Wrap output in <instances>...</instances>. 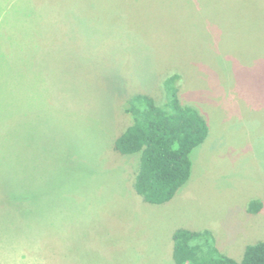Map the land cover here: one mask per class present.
<instances>
[{
  "label": "rangeland",
  "instance_id": "374dc122",
  "mask_svg": "<svg viewBox=\"0 0 264 264\" xmlns=\"http://www.w3.org/2000/svg\"><path fill=\"white\" fill-rule=\"evenodd\" d=\"M174 73L208 136L150 204L113 146ZM177 228L264 241V0H0V264H174Z\"/></svg>",
  "mask_w": 264,
  "mask_h": 264
},
{
  "label": "trees",
  "instance_id": "16d2710c",
  "mask_svg": "<svg viewBox=\"0 0 264 264\" xmlns=\"http://www.w3.org/2000/svg\"><path fill=\"white\" fill-rule=\"evenodd\" d=\"M177 73L163 81L164 95L156 100L135 93L124 104L131 123L116 137L114 150L122 155L137 154L132 188L150 204L170 201L191 175L192 150L208 136V124L194 106L178 97ZM13 198L20 196H15ZM260 203H250L256 211ZM174 264H264V241L247 244L239 259L224 254L209 230L177 228L171 235Z\"/></svg>",
  "mask_w": 264,
  "mask_h": 264
}]
</instances>
